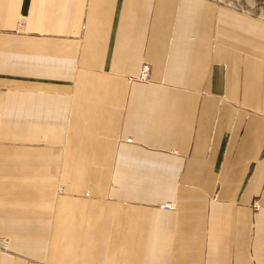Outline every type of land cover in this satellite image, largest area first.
<instances>
[{"label": "crops", "instance_id": "1", "mask_svg": "<svg viewBox=\"0 0 264 264\" xmlns=\"http://www.w3.org/2000/svg\"><path fill=\"white\" fill-rule=\"evenodd\" d=\"M0 237V264H264V21L0 0Z\"/></svg>", "mask_w": 264, "mask_h": 264}, {"label": "rangeland", "instance_id": "2", "mask_svg": "<svg viewBox=\"0 0 264 264\" xmlns=\"http://www.w3.org/2000/svg\"><path fill=\"white\" fill-rule=\"evenodd\" d=\"M264 21V0H214Z\"/></svg>", "mask_w": 264, "mask_h": 264}, {"label": "built area", "instance_id": "3", "mask_svg": "<svg viewBox=\"0 0 264 264\" xmlns=\"http://www.w3.org/2000/svg\"><path fill=\"white\" fill-rule=\"evenodd\" d=\"M138 79L141 81H149L150 80V73H149V67L147 65L144 66L140 76H138ZM174 202L167 203L165 205V208H173ZM10 245V241L7 238L0 237V250H8Z\"/></svg>", "mask_w": 264, "mask_h": 264}]
</instances>
